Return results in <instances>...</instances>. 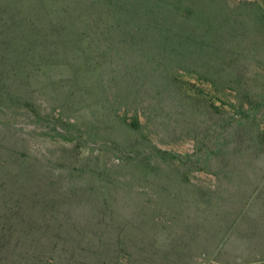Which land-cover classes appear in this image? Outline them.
<instances>
[{"label":"rangeland","instance_id":"374dc122","mask_svg":"<svg viewBox=\"0 0 264 264\" xmlns=\"http://www.w3.org/2000/svg\"><path fill=\"white\" fill-rule=\"evenodd\" d=\"M44 1L0 0V264L264 260V0Z\"/></svg>","mask_w":264,"mask_h":264},{"label":"trees","instance_id":"16d2710c","mask_svg":"<svg viewBox=\"0 0 264 264\" xmlns=\"http://www.w3.org/2000/svg\"><path fill=\"white\" fill-rule=\"evenodd\" d=\"M52 1H53V4H56L60 0H52ZM63 1L64 0H62L60 5L57 6V7H60L61 4L63 3ZM25 2H26V4L30 3V6H31V8L27 9L28 10V15H30V14H31V16L33 15L36 18L37 21H43V20H48L49 19V11H50V9L46 7V5H45L46 3H45L44 0H40L39 1V4H41V5H43L44 3L45 4L43 6L40 5V8H38V10L33 8V4L31 2H29V0H11L10 7L14 8L15 10H18L19 13L20 12L22 13V11H20V10H22V7L25 6ZM31 9H32V12L30 11ZM35 10H37V12H35ZM87 17H89V16L88 15H84L83 13L82 14L80 13L79 19L86 20ZM24 19H26V18H24Z\"/></svg>","mask_w":264,"mask_h":264},{"label":"crops","instance_id":"0c3cea01","mask_svg":"<svg viewBox=\"0 0 264 264\" xmlns=\"http://www.w3.org/2000/svg\"><path fill=\"white\" fill-rule=\"evenodd\" d=\"M253 196H256V198H257V203H258V205L256 206L257 207V209H260V207L261 208H264L263 207V204L261 205L260 204V196H258V195H253ZM243 201H245V200H243ZM248 202L250 201H253V197H251L250 199H248L247 200ZM261 201H263V199H261ZM255 206L253 207V208H256ZM257 222H261V220L260 219H258V220H254V219H252V220H250V223H256V225L254 226V225H251L249 228H246V229H243L242 230V232H244V233H257V234H264V226L263 225H260L259 223H257ZM219 261H221V262H229V263H233V262H230V261H224V260H221V259H219Z\"/></svg>","mask_w":264,"mask_h":264},{"label":"built area","instance_id":"2783aa9c","mask_svg":"<svg viewBox=\"0 0 264 264\" xmlns=\"http://www.w3.org/2000/svg\"><path fill=\"white\" fill-rule=\"evenodd\" d=\"M200 264H264V260L247 262V263H229V262H221L209 254H204L201 258Z\"/></svg>","mask_w":264,"mask_h":264}]
</instances>
